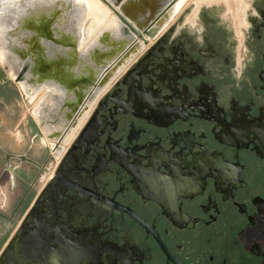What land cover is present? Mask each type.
<instances>
[{
    "label": "flooded vegetation",
    "instance_id": "obj_1",
    "mask_svg": "<svg viewBox=\"0 0 264 264\" xmlns=\"http://www.w3.org/2000/svg\"><path fill=\"white\" fill-rule=\"evenodd\" d=\"M226 1L141 42L39 166L6 264H264V0Z\"/></svg>",
    "mask_w": 264,
    "mask_h": 264
},
{
    "label": "water",
    "instance_id": "obj_2",
    "mask_svg": "<svg viewBox=\"0 0 264 264\" xmlns=\"http://www.w3.org/2000/svg\"><path fill=\"white\" fill-rule=\"evenodd\" d=\"M102 1L115 19L83 44L82 2L0 0V64L27 101L40 104L41 112L33 108L32 114L54 153L56 145L69 143L98 95L141 51V42L156 38Z\"/></svg>",
    "mask_w": 264,
    "mask_h": 264
},
{
    "label": "crops",
    "instance_id": "obj_3",
    "mask_svg": "<svg viewBox=\"0 0 264 264\" xmlns=\"http://www.w3.org/2000/svg\"><path fill=\"white\" fill-rule=\"evenodd\" d=\"M20 93V85L0 64V209L9 223L0 234V264H6L7 244L40 192L39 166L53 152L32 114L35 103H29L23 93L22 102Z\"/></svg>",
    "mask_w": 264,
    "mask_h": 264
},
{
    "label": "bare ground",
    "instance_id": "obj_4",
    "mask_svg": "<svg viewBox=\"0 0 264 264\" xmlns=\"http://www.w3.org/2000/svg\"><path fill=\"white\" fill-rule=\"evenodd\" d=\"M85 5V19L82 26V43L89 38L107 21L115 19L110 8L99 0H77ZM113 6L128 18L147 37H156L174 16L185 5L187 0H108ZM4 59L0 51V60ZM33 97H31V100ZM41 112L40 104L34 106V114Z\"/></svg>",
    "mask_w": 264,
    "mask_h": 264
},
{
    "label": "rangeland",
    "instance_id": "obj_5",
    "mask_svg": "<svg viewBox=\"0 0 264 264\" xmlns=\"http://www.w3.org/2000/svg\"><path fill=\"white\" fill-rule=\"evenodd\" d=\"M103 4H105L102 0ZM177 1V0H174ZM228 1V0H227ZM226 1V2H227ZM230 1V0H229ZM232 2V1H231ZM207 11V12H206ZM113 16L114 13L110 11ZM238 14V11L237 13ZM115 16V15H114ZM242 24V22H238ZM210 28L215 31V0H187L185 5L174 16L168 26L156 37L164 34L180 35L183 32H194L199 36ZM22 100V94L20 93ZM23 102V100H22ZM25 109V105H23ZM40 183V179H38ZM4 212L0 209V234L8 227L9 223L3 220ZM3 238H0L2 242Z\"/></svg>",
    "mask_w": 264,
    "mask_h": 264
},
{
    "label": "built area",
    "instance_id": "obj_6",
    "mask_svg": "<svg viewBox=\"0 0 264 264\" xmlns=\"http://www.w3.org/2000/svg\"><path fill=\"white\" fill-rule=\"evenodd\" d=\"M22 94V93H21Z\"/></svg>",
    "mask_w": 264,
    "mask_h": 264
}]
</instances>
